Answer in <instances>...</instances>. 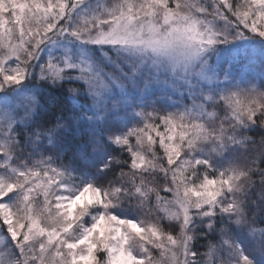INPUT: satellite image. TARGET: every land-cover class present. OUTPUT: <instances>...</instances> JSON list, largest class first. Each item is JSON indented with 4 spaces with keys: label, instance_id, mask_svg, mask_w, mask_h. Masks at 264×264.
Returning a JSON list of instances; mask_svg holds the SVG:
<instances>
[{
    "label": "snow or ice",
    "instance_id": "obj_1",
    "mask_svg": "<svg viewBox=\"0 0 264 264\" xmlns=\"http://www.w3.org/2000/svg\"><path fill=\"white\" fill-rule=\"evenodd\" d=\"M0 264H264V0H0Z\"/></svg>",
    "mask_w": 264,
    "mask_h": 264
}]
</instances>
